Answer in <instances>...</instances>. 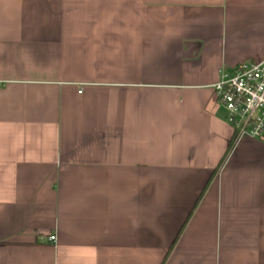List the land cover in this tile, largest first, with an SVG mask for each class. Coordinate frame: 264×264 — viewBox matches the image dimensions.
<instances>
[{"label":"crops","instance_id":"1","mask_svg":"<svg viewBox=\"0 0 264 264\" xmlns=\"http://www.w3.org/2000/svg\"><path fill=\"white\" fill-rule=\"evenodd\" d=\"M263 61L264 0H0V264H264Z\"/></svg>","mask_w":264,"mask_h":264},{"label":"built area","instance_id":"2","mask_svg":"<svg viewBox=\"0 0 264 264\" xmlns=\"http://www.w3.org/2000/svg\"><path fill=\"white\" fill-rule=\"evenodd\" d=\"M220 74L215 93L237 138L264 141V61L244 62L230 70L222 69ZM55 239V235L50 236V240Z\"/></svg>","mask_w":264,"mask_h":264},{"label":"trees","instance_id":"3","mask_svg":"<svg viewBox=\"0 0 264 264\" xmlns=\"http://www.w3.org/2000/svg\"><path fill=\"white\" fill-rule=\"evenodd\" d=\"M236 139H237V136H236V134H234V136H233L232 139H231V142H230V144H229V147H228V149H227V152H226L225 156H227L228 153L233 149V147H234V145H235V143H236Z\"/></svg>","mask_w":264,"mask_h":264}]
</instances>
